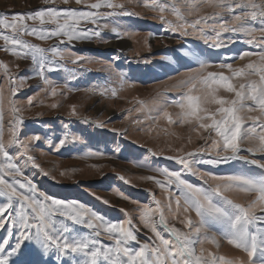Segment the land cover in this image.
<instances>
[{
	"label": "rangeland",
	"instance_id": "rangeland-1",
	"mask_svg": "<svg viewBox=\"0 0 264 264\" xmlns=\"http://www.w3.org/2000/svg\"><path fill=\"white\" fill-rule=\"evenodd\" d=\"M94 2L84 0V3L77 4L75 0H69L66 4L64 0H48L47 3L45 0H0V17L10 18L16 13L26 14L47 8L88 10L86 4ZM113 2L123 4L124 8L99 11H127L132 15L104 17L98 22V25H107L103 28L81 22L82 28L99 31V37L68 41L64 37L41 40L29 35L19 36L31 45L48 50L43 69L39 56L34 62L30 52L23 56L14 55L9 51L12 46L5 45L0 39V134L7 146L10 162L21 172L16 180H30L37 190L34 195L40 199L48 197L49 203L53 198L67 203L75 201L88 212L100 215L104 223L130 220L137 241L130 242L128 246L135 251L143 244L155 247L158 243L151 227L142 222L141 216L146 208L152 210L156 232L164 238L174 239L169 231L173 226L181 232L190 231L183 223L186 214L182 210L181 189L175 183H169L161 175L162 170L177 172L183 180L202 189H209L215 183H227L213 181V176H264V168L257 165L241 160L224 161L222 157L231 153L221 150L217 155V150L211 147L214 133L206 143L201 137H208L209 133L199 129L195 122H185L180 106L187 103L185 98L188 95H203V86L198 83L201 62L208 65L204 75L214 72L225 76L232 73L226 67L221 68V64H230L233 69H238L248 63H258V55L244 59H240V55L245 51L254 54L264 51V35L259 32L264 24L259 17L256 20L242 18L237 22L234 16H242L247 9L229 11L212 6L209 0H149L150 7L145 6V0ZM226 2L244 4L247 0ZM256 2L264 4V0ZM174 8L179 10V17L174 14ZM240 23L256 30L252 44L247 43L252 37L245 31L223 30L239 29ZM27 24L29 28L37 29L55 27L41 26L39 22L32 21H27ZM217 33H220L219 38ZM0 35L11 36L12 33L0 28ZM214 42L221 46H213ZM53 47L65 53L62 59L52 55L50 49ZM77 56L80 60L73 63ZM47 61L52 62L55 70H48ZM10 77L13 83H10ZM192 77L195 79L189 82ZM232 82L238 84L241 81L234 78ZM53 88L57 93L55 96L51 94ZM217 95L233 98V94L223 89ZM207 107L214 112L219 106L208 104ZM12 109L19 111L14 113ZM73 109L76 115H72ZM250 115L258 116L259 113ZM16 117L23 121L17 136L35 164L23 154L24 148L7 145ZM251 123L248 121L245 127ZM250 146L248 141L241 143L240 155L264 163V153H249L247 149ZM188 153L194 155L188 156ZM177 158L188 160L190 168L178 163ZM213 160L220 162H208ZM7 162L0 156V168ZM148 176L160 180L165 187L147 180ZM6 179L11 181L13 177L7 176ZM226 195L244 206L255 199L252 194L236 190ZM177 198L181 200L179 209ZM157 201L167 228L159 222ZM5 202L6 199L0 197V204ZM214 202L230 212L234 211L219 197H215ZM255 214L264 216L259 205L255 207ZM187 215L193 221V228L200 226L195 212ZM7 219L10 217H6V226L0 228V240H9L6 252L11 251L19 234L14 230L13 235L8 236L11 225ZM52 222L54 235L62 233L65 226L69 231L63 234L68 237L93 233L85 225L74 224L58 214L52 216ZM258 230L264 232V223L257 222L251 227L253 232ZM99 231L100 236H92L99 242L95 247H114V241L108 239L103 229ZM224 231V225L209 223L194 237L202 242L196 245L197 252L202 246L206 253L211 251L227 259L247 260L245 253L227 243ZM206 236H215L219 247L204 242ZM11 259L34 260L39 264H78L85 258L81 254L62 257L55 248L45 255L35 244H30L22 256ZM101 264L107 262L101 258Z\"/></svg>",
	"mask_w": 264,
	"mask_h": 264
},
{
	"label": "snow or ice",
	"instance_id": "snow-or-ice-1",
	"mask_svg": "<svg viewBox=\"0 0 264 264\" xmlns=\"http://www.w3.org/2000/svg\"><path fill=\"white\" fill-rule=\"evenodd\" d=\"M47 2L48 0H45V3ZM68 2L69 0H64V3L67 4ZM75 2L82 4L84 0H75ZM209 3L214 7L229 11H234L236 8L247 9L242 16L235 15L234 20L241 22L242 18L256 20L259 17L261 23L264 24V4L257 3L256 0H247V3L244 4H229L226 0H209ZM145 6H151L149 0H145ZM158 7L160 6L158 5ZM86 8L88 10L47 8L26 14L16 13L11 15L10 18L7 16L0 17V28L10 30L12 33L11 36L0 35V39L4 41L5 45L12 46L9 51L14 55L23 56L30 52L34 62L39 56L40 67L43 69L46 62L45 53L48 50L31 45L19 39V36L29 35L41 40L54 37H64L68 41L88 40L94 36L99 37L100 32L82 28L81 22L98 25L99 20L104 17L132 15L127 11L118 13L115 11H99L103 8L112 10L124 8L123 4L115 3L113 0H95L94 3L86 4ZM160 10L163 11V8L161 7ZM174 14L179 17V10L174 8ZM161 19L163 20V17ZM27 21L39 22L41 26L54 25L55 27L51 29L44 27L39 29L29 28ZM165 23L167 22L165 21ZM98 26L103 28L107 25ZM223 30L245 31L246 35L252 37L247 40V43L252 44L254 42V32L256 30L248 29L244 23L239 24V29L232 27ZM113 31H116V29H113ZM259 32L264 35V28H260ZM219 35L220 33H217V38H219ZM61 43H63V40H61ZM213 46L220 47L221 44L214 42ZM50 51L53 56L61 59L65 55L62 50L56 47L51 48ZM251 55H258L259 62L248 63L243 68L238 69H233L230 64L219 65L221 68L226 67L232 73L231 76L214 72H208L204 75V69L208 65L201 62L199 70L201 78L198 83L203 86L201 89L203 95H188L185 98L187 103L180 106L182 108V118L185 122H195L199 129L209 133L208 137H201L205 139L206 143L214 133L215 138H211V147L217 150V155H220L221 150L224 153H231L230 156L224 155L222 157L224 161L230 159L241 160L264 168V163L240 155V145L244 141H248L252 145L247 149L249 153H255L256 151L264 153V119H262L264 118V51L255 54L245 51L240 55V59ZM79 60L80 57L77 56L73 63H77ZM47 63L49 64V71L55 70V66L51 61H47ZM3 67L7 71L6 66ZM253 76L258 77V79H251ZM234 78H239L241 82L234 84L232 82ZM193 79L195 77L190 78L189 82ZM9 81L10 83L14 82L11 77ZM45 83H47L46 80ZM193 88H196V85H193ZM220 89L233 94V98L219 97L217 94ZM11 92L14 96L15 89H11ZM51 94L53 96L57 94L55 88L52 89ZM115 94L113 92V95ZM0 103H2V98H0ZM29 103L31 104V100H29ZM208 104H215L219 107L213 112L207 107ZM12 111L15 113L19 110L12 109ZM254 112H258L259 115H250ZM72 115H76L75 109H73ZM164 115L168 116L167 113ZM248 121L252 123L245 127ZM22 122L19 117L15 118L7 145H19L25 149L23 154L27 155L26 146L20 142L17 136L19 125ZM169 122H171L170 118ZM257 128H259V132H257ZM34 138L39 139V137ZM61 144H63V141H61ZM187 155L192 156L194 153H188ZM0 156L9 161L3 168H0V197L6 199L5 203L0 204V228L6 226V217H10V219H7V223L11 225L8 228V236L11 237L14 230L19 233L14 246L11 247V251L6 252L5 249V246L9 244V240H0V264H39V261L34 260L11 259L13 256H22L24 250L30 244H35L36 248L45 255L49 254L53 248L62 257H68L70 254H81L85 259L79 261L78 264H101V258L107 264H264V232L251 231V227L257 222L264 223V216L255 214L257 205H259V210L264 212V176L258 178L243 174L227 177L213 176V181H226L227 183H215L209 189H202L183 180L177 172L162 170L161 175L166 177L169 183H175L181 189L182 210L186 214L183 223L190 231L181 232L173 226L169 231L174 239L164 238L156 232V221L153 219L152 210L146 208L141 216L142 222L146 227H151L158 243L155 247L143 244L138 250L134 251L128 246L130 242L137 241L130 220L104 223L100 215L88 212L87 209L75 201L67 203L53 198L49 203L48 197L40 199L34 195L37 190L30 180L21 182L15 179V177L21 176V172L15 164L10 162L2 134H0ZM27 158L35 164V160L31 155H27ZM177 162L184 165L185 168H190L189 161L184 158H177ZM208 162L219 163L220 161ZM7 176H12L13 179L9 181L6 179ZM121 179L124 178L121 177ZM146 179L165 187L155 177L148 176ZM127 182L125 180V183ZM205 182L207 183V181ZM233 190L252 194L255 199L247 206L235 203L226 195V193ZM30 193L33 195H30ZM215 197L221 198L234 211L230 212L226 208L218 206L214 202ZM17 204L19 205L18 208L16 207ZM156 204V212L161 217L159 222L167 228L159 201ZM180 204L181 200L177 198L176 205L178 209ZM191 212H195V215L199 218V227L193 228V221L187 215ZM57 214L64 216L74 224H83L92 229V235L83 237L65 236L63 233L69 231L67 226L64 227L62 233L54 235L52 216ZM209 223L224 225L223 235L227 243L245 253L247 260L241 258L227 259L223 256H216L211 251L206 253L202 246L197 252L196 245L202 242L194 237ZM101 228L107 234L108 239L114 241V247H95L99 242L93 239L92 236H100L99 229ZM204 242L219 247L215 236H206Z\"/></svg>",
	"mask_w": 264,
	"mask_h": 264
}]
</instances>
